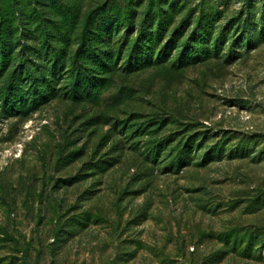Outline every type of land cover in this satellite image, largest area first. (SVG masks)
Returning a JSON list of instances; mask_svg holds the SVG:
<instances>
[{
    "label": "rangeland",
    "instance_id": "obj_1",
    "mask_svg": "<svg viewBox=\"0 0 264 264\" xmlns=\"http://www.w3.org/2000/svg\"><path fill=\"white\" fill-rule=\"evenodd\" d=\"M0 33V264H264V0H0Z\"/></svg>",
    "mask_w": 264,
    "mask_h": 264
},
{
    "label": "trees",
    "instance_id": "obj_2",
    "mask_svg": "<svg viewBox=\"0 0 264 264\" xmlns=\"http://www.w3.org/2000/svg\"><path fill=\"white\" fill-rule=\"evenodd\" d=\"M130 3H128V8H127V12H128V17L131 19L132 22L135 21L136 18V14L134 9L132 8V6L129 5ZM34 23L35 20L33 19ZM130 21V22H131ZM29 19H25V18H20V27L22 28V32H21V38L23 40V43L21 44L22 46H27V44L33 40L32 38V33L34 30H32V27L29 26ZM36 30V28H35ZM37 31V30H36ZM138 32V38H136V41L134 42L133 48H135L137 45H139V43L143 42V33L142 31H137ZM19 33V32H18ZM1 34V38H4L3 34ZM42 34L44 35V40L47 39V37L50 35L48 33V31L46 30V27H44V29L42 30ZM13 37V36H12ZM93 39L88 35H85L83 38V42L82 44L79 46L78 50L75 53V61H79L81 60V57L83 55H85L86 51H85V46L86 43L85 41H87V39ZM12 39V38H11ZM93 41V40H92ZM24 50H22L21 52V56L17 55L16 58L20 59L18 62V65L21 67V71L19 72H12L11 73V83L9 84V87L7 89V91H4L3 96H2V102H3V107L6 108L7 106H10V104H14L15 102L18 103L19 100L18 98L14 97V96H20L22 95L23 97H28L25 94H23L21 92V87L19 86L18 80L15 78L17 75L22 74V77H25L26 80V84L29 83L30 87L32 88V95H33V100L32 102H36L37 99L39 97V89L41 87V83L42 80L44 79V77H40L39 72L36 73L35 71H31V67L27 65L26 61L23 59L24 58ZM110 53H112L111 51H106L104 56H106L107 58L110 57ZM90 58H92V61H96L99 60L100 62H104L101 54H99V52H97V49H93V52L91 54V56H89ZM0 69H6L7 64L9 63L7 60V52L3 51L2 54L0 55ZM105 68L107 69L108 72H112L113 70H115V66H112L111 64H109V62L105 63ZM107 80V77L105 76H101L98 77L97 75L93 74L91 76V78H86L83 75H78L72 85V92L75 96L76 99L81 98V95L83 94H88V95H93L95 94V92L97 90H99L103 84H105ZM99 83V84H97ZM100 85V87H98ZM20 87V88H19ZM98 88V89H97ZM22 97V102L28 101V98H26V100L24 101ZM245 139V138H243ZM246 140V139H245ZM243 140V141H245ZM196 146H200V143H198ZM219 147H212L209 152L205 153V158H210L213 157L215 154L219 153ZM195 150V141H188L185 145L184 148L182 150V155L181 156H177L171 163V166L176 165V166H180L184 161L187 162L189 159H191V152ZM234 152H237L240 154V157H247L248 155H250V153L252 152L251 149L248 148V146L245 145H240L238 148H236L235 150H233ZM115 160L119 161V159L115 158ZM209 160V159H208ZM115 162H109L108 159H99L96 162H92V169H94L93 175L98 174V173H104L105 171H108L109 169H111V167L114 166ZM146 215L143 214V216ZM144 218H147L146 216H144ZM143 218V219H144ZM228 241V240H227ZM229 243V242H228ZM230 247L232 246V244H229ZM239 245V244H237ZM255 244L253 241L249 242L248 244H246L245 249L243 250V252H246V255H251V251L254 248ZM233 247H236V244L233 243L232 249ZM262 249V248H261ZM226 252H223L222 254H224ZM223 258V256H221Z\"/></svg>",
    "mask_w": 264,
    "mask_h": 264
}]
</instances>
